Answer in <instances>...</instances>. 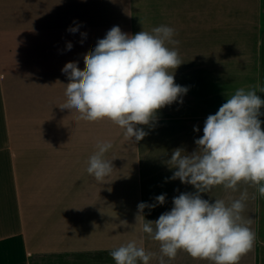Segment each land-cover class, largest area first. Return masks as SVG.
<instances>
[{
  "label": "crops",
  "instance_id": "crops-1",
  "mask_svg": "<svg viewBox=\"0 0 264 264\" xmlns=\"http://www.w3.org/2000/svg\"><path fill=\"white\" fill-rule=\"evenodd\" d=\"M226 8L250 24L249 62L264 88V0L228 1ZM102 21L95 16L82 21L81 0H0V264H55L64 254L111 251L133 241L154 254L149 264H159L160 242L143 232V224L170 211L180 193L195 192L193 186L171 179L176 170L171 165L154 172L149 188L143 181L137 143L125 138L123 128L108 119L86 121L77 110L60 108L67 100L64 84L69 82L61 69L73 61L84 69L83 57L97 43L95 23ZM77 25L76 33L68 31ZM120 29L132 35L128 20L121 21ZM177 77L175 72L174 80ZM259 94L264 100V92ZM170 106L175 108L176 103ZM34 116L40 118L41 148L36 150L23 144L27 133L32 143ZM260 119L264 130V116ZM104 132L106 143L123 148L107 151L105 159L113 160L114 170L104 182H97L87 167L97 151L98 133ZM76 135L83 148H59L60 143H75ZM50 141L57 148H50ZM239 186L226 192L215 186L201 196L229 205L247 191V208L241 215L244 222L251 221L247 226L256 240L239 264H264V197L258 186L243 183V192ZM162 194L163 205L155 199ZM141 202L155 207H146L142 216ZM164 260L215 264L184 251Z\"/></svg>",
  "mask_w": 264,
  "mask_h": 264
},
{
  "label": "clouds",
  "instance_id": "clouds-1",
  "mask_svg": "<svg viewBox=\"0 0 264 264\" xmlns=\"http://www.w3.org/2000/svg\"><path fill=\"white\" fill-rule=\"evenodd\" d=\"M78 28L79 25L70 27L68 31L76 33ZM81 35L86 37V33ZM174 35V29L165 25L151 33L140 31L135 35L113 26L84 55L83 70L75 61L61 69L69 82L64 84L67 100L60 108L75 109L80 119L90 122L108 119L125 130L126 139L133 143L143 140L148 133L138 126H151L158 110L174 102L182 103L188 91L174 80L175 70L183 63L178 51L167 46L179 44ZM72 47L67 44L68 50ZM257 88L264 92L259 85ZM262 106L264 100L256 90L238 89L214 115L207 117L203 136L195 140L196 150L191 154H184L182 148L173 150L167 163L176 169L171 179L193 186L195 192L180 193L173 198L170 211L143 224V232L160 242L159 264H166L164 257L175 259L178 251L215 264H239L241 257L253 250L256 234L247 226L251 221L244 222L241 215L247 191L229 205L223 199L210 202L201 194L220 185L236 191L243 182L258 186L264 197ZM111 147V143L97 144V151L88 160L87 172L97 182H104L114 170L113 160L105 159ZM155 199L163 205L166 195ZM146 207L155 205L141 202L140 215ZM110 255L116 264H137L138 259L149 264L154 256L135 241Z\"/></svg>",
  "mask_w": 264,
  "mask_h": 264
},
{
  "label": "rangeland",
  "instance_id": "rangeland-1",
  "mask_svg": "<svg viewBox=\"0 0 264 264\" xmlns=\"http://www.w3.org/2000/svg\"><path fill=\"white\" fill-rule=\"evenodd\" d=\"M228 1L233 0H81L82 21L88 16L104 18L94 26L97 41L103 39L116 23L120 28L122 20H128L132 35L140 31L151 33L161 25L169 27V19L172 20L173 39L179 41L175 47L183 62L175 70L178 74L175 83L187 87L188 91L183 95L182 103H173H176L175 108L165 106L158 110L151 126H138L148 133L136 148L140 152L143 181L149 184V188L154 172L159 167L168 166L173 150L182 148L184 154L196 150L195 140L203 136L207 117L214 115L238 89L243 88L245 92L256 90L260 97L258 81L253 76L254 66L249 62V45L246 44L252 29L247 21L240 19V15L227 11ZM181 9L186 13H181ZM33 121L32 143L27 133V141L23 144L36 150L41 148L39 116H34ZM78 136L75 143H60L59 148H83ZM106 139L105 132L98 133L95 148L99 143H106ZM49 146L57 148V143L50 141ZM112 148L123 147L112 145ZM239 185L243 192V182ZM220 187L221 192L228 191L223 185ZM246 208L245 203L244 211ZM112 251L64 254L55 264H116L110 255ZM142 263L137 260V264Z\"/></svg>",
  "mask_w": 264,
  "mask_h": 264
},
{
  "label": "trees",
  "instance_id": "trees-1",
  "mask_svg": "<svg viewBox=\"0 0 264 264\" xmlns=\"http://www.w3.org/2000/svg\"><path fill=\"white\" fill-rule=\"evenodd\" d=\"M143 264V263H142Z\"/></svg>",
  "mask_w": 264,
  "mask_h": 264
}]
</instances>
